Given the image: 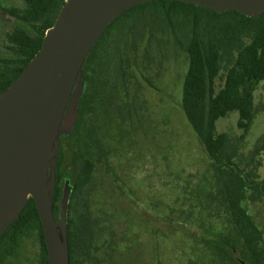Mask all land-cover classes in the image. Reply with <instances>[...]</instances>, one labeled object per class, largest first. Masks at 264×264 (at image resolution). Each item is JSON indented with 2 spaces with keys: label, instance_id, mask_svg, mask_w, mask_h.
Masks as SVG:
<instances>
[{
  "label": "trees",
  "instance_id": "obj_1",
  "mask_svg": "<svg viewBox=\"0 0 264 264\" xmlns=\"http://www.w3.org/2000/svg\"><path fill=\"white\" fill-rule=\"evenodd\" d=\"M22 1V10H6L25 28L18 27L7 35L11 54L0 58V95L38 53L46 31L54 25L65 2ZM29 28L36 33L30 35ZM156 43L173 45L187 58L181 107L216 179V190L207 189L201 202L223 223L222 229L205 232L204 242L213 263L264 264L263 230L247 208L264 200V178L260 179L258 173L264 134L252 149L246 148L255 117L264 110V104L254 103L255 89L264 81V13L252 19L236 11L219 14L172 0L148 1L120 15L97 40L82 66L85 85L78 102V118L71 133L59 137L52 201L57 220L59 202L68 183L72 188L67 214L69 264H86L94 249L97 226L87 194L100 158L108 159L109 154L101 139V117L118 111L132 118L141 108L142 101L130 93V87L139 83L136 72L140 73L141 67H152L150 51ZM140 77L155 88L144 74ZM234 111L239 115L240 134L219 133L216 122ZM73 146L75 150L70 152ZM30 234H35L39 243L36 264H48L32 198L18 220L0 237V264H8L20 240Z\"/></svg>",
  "mask_w": 264,
  "mask_h": 264
},
{
  "label": "rangeland",
  "instance_id": "obj_2",
  "mask_svg": "<svg viewBox=\"0 0 264 264\" xmlns=\"http://www.w3.org/2000/svg\"><path fill=\"white\" fill-rule=\"evenodd\" d=\"M22 4V0H0V54L6 52L10 29L6 10ZM154 46L152 67H141L136 72L139 83L130 87L142 101L141 108L132 118L115 110L100 120L109 154L108 159L100 158L87 194L97 227L96 251L86 264H214L204 236L207 229H222L223 223L201 202L210 188L216 190V179L181 107L187 58L173 45ZM139 57L143 58L142 51ZM254 103L264 104V81L255 89ZM238 116L234 111L219 119L217 131L239 135ZM263 134L264 110L252 124L247 151ZM74 150L75 146L70 152ZM260 158L258 173L263 179L264 154ZM247 208L264 237V200ZM38 256V239L30 234L20 240L8 264H36Z\"/></svg>",
  "mask_w": 264,
  "mask_h": 264
},
{
  "label": "water",
  "instance_id": "obj_3",
  "mask_svg": "<svg viewBox=\"0 0 264 264\" xmlns=\"http://www.w3.org/2000/svg\"><path fill=\"white\" fill-rule=\"evenodd\" d=\"M152 0H65L41 48L0 95V237L34 200L48 264H69L68 183L52 212L59 137L73 130L85 85L82 66L104 31L123 13ZM219 14L256 19L264 0H172Z\"/></svg>",
  "mask_w": 264,
  "mask_h": 264
},
{
  "label": "flooded vegetation",
  "instance_id": "obj_4",
  "mask_svg": "<svg viewBox=\"0 0 264 264\" xmlns=\"http://www.w3.org/2000/svg\"><path fill=\"white\" fill-rule=\"evenodd\" d=\"M22 3H23V1H22ZM24 6L25 5L23 3L20 8H11V9L12 10H14V9H21L22 10L24 8ZM9 17H10V19H9L10 20V22H9L10 23V29H9V32L6 34V52L3 53V54H0V58H3V57L4 58H7L11 54V52L7 49L8 48V45H9V43L7 41V35L8 34H12V32H14L15 29L18 28V27L25 28V24H20V21L18 19L12 17L10 14H9ZM28 32L30 33V35H34L36 33V31L33 28H29L28 29ZM94 250L96 251V249H93V251ZM93 251H92V253H93Z\"/></svg>",
  "mask_w": 264,
  "mask_h": 264
}]
</instances>
